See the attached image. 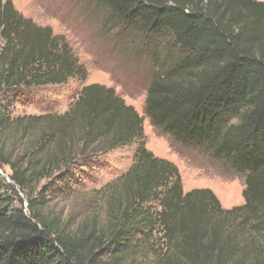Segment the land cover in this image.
Wrapping results in <instances>:
<instances>
[{
    "label": "trees",
    "instance_id": "16d2710c",
    "mask_svg": "<svg viewBox=\"0 0 264 264\" xmlns=\"http://www.w3.org/2000/svg\"><path fill=\"white\" fill-rule=\"evenodd\" d=\"M98 1L126 36L172 48L171 66L147 86L145 114L244 173V203L224 209L210 189L184 192L178 168L145 147L143 117L112 87L82 86L60 114L12 115L27 89L84 80L86 69L63 36L0 0V169L10 170V182L0 175V264H136L155 230L174 251L148 264H264V1ZM136 139L106 199L105 228L73 232L44 213L48 197Z\"/></svg>",
    "mask_w": 264,
    "mask_h": 264
},
{
    "label": "rangeland",
    "instance_id": "374dc122",
    "mask_svg": "<svg viewBox=\"0 0 264 264\" xmlns=\"http://www.w3.org/2000/svg\"><path fill=\"white\" fill-rule=\"evenodd\" d=\"M11 1L23 16L37 25L50 27L55 35L63 36L72 54L86 69L84 80L75 77L64 85L27 89L24 97L13 106L12 115L60 114L68 108L82 86L99 83L112 87L143 117L145 147L178 168L184 192L194 188L210 189L224 209L244 203V173L232 168L225 160L215 158L203 144L174 138L154 125L145 114L147 86L171 66V47L166 48L156 39L142 40L138 34L126 36L119 24L110 19V10L98 0ZM138 141L136 139L128 146L101 156L97 166L85 169L77 185L65 194L48 197L44 213L66 224L73 232L85 223L88 229L91 227L95 231L105 228L106 199L112 188L120 184L121 174L133 162ZM18 147H15L17 151ZM3 169L4 172L0 169L1 177L6 183L10 182V170L7 166ZM227 194L231 195L229 202L225 201ZM19 195L24 198L23 194ZM151 237L140 251L133 254L136 264H148L162 252L174 249L160 239L157 230ZM153 249L157 253H153Z\"/></svg>",
    "mask_w": 264,
    "mask_h": 264
},
{
    "label": "bare ground",
    "instance_id": "6f19581e",
    "mask_svg": "<svg viewBox=\"0 0 264 264\" xmlns=\"http://www.w3.org/2000/svg\"><path fill=\"white\" fill-rule=\"evenodd\" d=\"M231 199V195H225V201L229 202V200Z\"/></svg>",
    "mask_w": 264,
    "mask_h": 264
}]
</instances>
